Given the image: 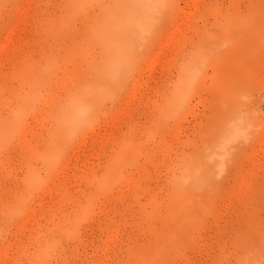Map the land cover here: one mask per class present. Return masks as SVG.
I'll return each mask as SVG.
<instances>
[{
	"label": "rangeland",
	"instance_id": "1",
	"mask_svg": "<svg viewBox=\"0 0 264 264\" xmlns=\"http://www.w3.org/2000/svg\"><path fill=\"white\" fill-rule=\"evenodd\" d=\"M0 264H264V0H0Z\"/></svg>",
	"mask_w": 264,
	"mask_h": 264
}]
</instances>
